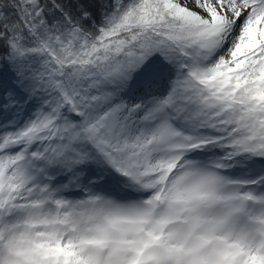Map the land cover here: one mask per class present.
Listing matches in <instances>:
<instances>
[{"label": "snow or ice", "instance_id": "1", "mask_svg": "<svg viewBox=\"0 0 264 264\" xmlns=\"http://www.w3.org/2000/svg\"><path fill=\"white\" fill-rule=\"evenodd\" d=\"M0 264H264V0H0Z\"/></svg>", "mask_w": 264, "mask_h": 264}]
</instances>
